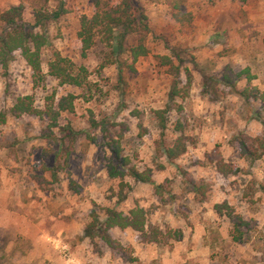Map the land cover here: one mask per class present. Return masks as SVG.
<instances>
[{
	"label": "rangeland",
	"instance_id": "1",
	"mask_svg": "<svg viewBox=\"0 0 264 264\" xmlns=\"http://www.w3.org/2000/svg\"><path fill=\"white\" fill-rule=\"evenodd\" d=\"M138 1L149 18V53L121 82L100 47L86 56L82 51L80 18L94 14V0H0V11L23 4L30 24L38 10H65L47 27L51 46L44 51L41 86L19 52L8 69L0 65V113H7L0 125V264H264V154L256 160L242 156L238 142L264 136L261 103L238 93L249 85L264 90V0ZM55 51L86 68L85 87L59 85L48 74ZM162 56L180 66L179 86L185 91L173 100L175 77ZM247 68L255 76L251 82L243 75L233 88L220 80ZM52 93L77 96L75 111L63 113L61 122L81 131L57 183L42 171V162L56 164L42 156L46 122L10 112L18 97L33 95L43 106ZM165 108L164 138L173 141L181 121L194 139L175 161L157 149L161 130L154 111ZM91 118H106L110 135L123 136L124 154L139 170L152 169L164 193L130 177L109 176L111 153L104 146L109 134L102 126L93 128ZM220 160L239 171L222 173ZM188 179L204 185L207 196L194 191ZM224 202L232 212L219 214L215 205ZM137 207L147 212L149 223L180 230L181 237L148 243L132 228H112V237L131 248L135 261H130L126 251L86 235L95 215L103 218L108 208L128 214ZM236 223L241 241L233 237Z\"/></svg>",
	"mask_w": 264,
	"mask_h": 264
},
{
	"label": "trees",
	"instance_id": "2",
	"mask_svg": "<svg viewBox=\"0 0 264 264\" xmlns=\"http://www.w3.org/2000/svg\"><path fill=\"white\" fill-rule=\"evenodd\" d=\"M94 4L96 8L94 14L83 15L80 18L78 37L82 43L83 54L86 56L89 51L100 47L106 63L116 65L119 79L122 82L126 71L136 72L135 64L142 56L149 53L146 44V38L151 32L149 18L138 0H119L113 5H102L101 0H94ZM24 12L23 4L11 5L0 11V65L4 69H8L11 62L15 60L16 53L19 52L32 69L35 84L41 86L46 77L43 71L44 51L51 46L47 27L53 20L59 19L65 10L63 7L54 12L38 10L35 13L34 24L25 21ZM124 55H126L125 59ZM161 59H164V64L170 65V71L175 77L169 93V99L173 100L185 91L179 86L180 66H176L168 56H162ZM85 71L84 66L76 68L74 62L64 57L59 51H55L48 62V74L58 80L59 85L85 87L88 83L84 75ZM243 75H246L249 82L255 77L247 68L244 72L235 75L225 73L220 80L225 85L236 88L237 81ZM238 93L245 101H259L264 110V90L249 85L243 90H239ZM76 99L77 96L73 93L60 98L52 93L46 96L43 106H37L34 96L26 95L18 97L10 109L14 117L35 115L46 122L41 130V137L48 146L43 149L42 156L44 161L54 158L56 164L49 167L45 162H42V171L50 172L51 183L60 181V173L68 165L69 157L74 152L77 138L81 134V131L77 130L70 122L64 124L61 122L63 113L75 111ZM168 112V108L154 111L161 130V137L157 140V149L169 161H175L187 152L188 147L194 143V139L185 134L181 121H178L174 128L178 132L176 138L171 142L164 138L168 130ZM6 117V112L0 113V125L6 122ZM105 120L106 118L101 121L91 118V124L93 128L102 126V129L110 136H106L107 140L104 144L111 153L107 163L109 176L121 180L130 177L140 183H149L158 193H164L165 186L154 180L152 169L139 170L132 164L131 157L124 154L123 136L112 137ZM238 142L242 156L256 160L264 154V136H244L238 138ZM218 169L225 174L239 171V168L223 160L218 162ZM43 179L45 183H50L45 178ZM188 183L202 197L207 196V188L204 185L197 186L191 179H188ZM215 210L219 214L232 212V208L227 202L216 204ZM239 226L240 224L236 223L234 229L233 237L236 241L242 240ZM115 227L132 228L140 234L142 241L148 243H165L170 239H178L182 235L180 230L170 228L163 230L159 226L149 223L147 212L140 207L130 210L128 214L108 208L103 218L95 215L94 220L86 229V235L94 240L100 238L112 249L126 251L130 261H135L130 252L131 248L124 246L111 235L110 230Z\"/></svg>",
	"mask_w": 264,
	"mask_h": 264
}]
</instances>
